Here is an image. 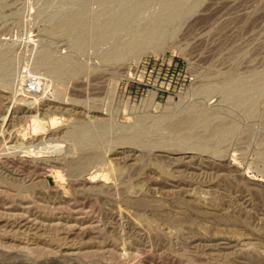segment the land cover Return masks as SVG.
<instances>
[{"label": "rangeland", "instance_id": "1", "mask_svg": "<svg viewBox=\"0 0 264 264\" xmlns=\"http://www.w3.org/2000/svg\"><path fill=\"white\" fill-rule=\"evenodd\" d=\"M0 52V264H264V0H0Z\"/></svg>", "mask_w": 264, "mask_h": 264}, {"label": "bare ground", "instance_id": "2", "mask_svg": "<svg viewBox=\"0 0 264 264\" xmlns=\"http://www.w3.org/2000/svg\"><path fill=\"white\" fill-rule=\"evenodd\" d=\"M90 1H91V0H90ZM130 1H131V0H130ZM45 2H46V1H45ZM48 2H49V1H48ZM187 2H188V1H187ZM89 4H90V3H89ZM194 5H195V4H194ZM27 6H28V5H27ZM79 9H80V8H79ZM104 9H105V8H104ZM70 10H71V9H70ZM93 10H94V9H93ZM22 11H23V10H22ZM44 12H45V11H44ZM117 12H118V11H117ZM121 12H122V11H121ZM24 13H25V12H24ZM98 14H99V13H98ZM121 14H122V13H121ZM27 15H28V14H27ZM125 16H126V15H125ZM26 17H27V16H26ZM89 17H91V16H89ZM89 17H88V18H89ZM23 18H24V17H23ZM29 19H30V18H29ZM80 20H81V19H80ZM27 21H28V20H27ZM115 21H116V20H115ZM25 22H26V21H25ZM28 23H29V22H28ZM130 23H131V22H130ZM65 25H66V24H65ZM68 25H69V24H68ZM89 25H90V24H89ZM110 25H111V24H110ZM113 26H114V25H113ZM70 28H71V27H70ZM108 28H109V26H108ZM105 30H106V29H105ZM123 30H124V29H123ZM107 35H108V34H107ZM109 35H110V34H109ZM123 35H125V34H123ZM110 36H111V35H110ZM160 37H161V36H160ZM88 40H89V39H88ZM100 40H101V39H100ZM86 46H87V45H86ZM135 49H136V48H135ZM86 51H87V50H86ZM45 52H46V51H45ZM92 52H93V51H92ZM92 52H91V53H92ZM97 52H98V51H97ZM0 53H2V52H0ZM137 53H138V52H137ZM2 54H3V53H2ZM3 56H4V55H3ZM113 56H114V55H113ZM0 57H1V56H0ZM39 57H40V58L44 57V54H43V56H39ZM45 57H46V56H45ZM106 57H107V56H106ZM114 58H115V56H114ZM59 61H60V60H59ZM15 62H16V61H15ZM47 62H48V61H47ZM53 63H54V62H53ZM53 63L50 64V68L53 70V73H56V71H58L59 69H60V70H61V69H67V68H66V65H67V64H66L65 62H63V61H61V62H57V63H59V64H55V63H56V62H55V63H54L55 65H54ZM47 64H48V63H47ZM32 65H33V64H32ZM53 65H54L55 67H54ZM56 65H57V66L60 65L61 67H59L58 70H57V69L55 70ZM68 65H69V64H68ZM70 65H71V64H70ZM42 66H43V65H42ZM20 67H21V66H20ZM45 67L47 68V66H45ZM75 68H76V67H75ZM70 69H71V68H70ZM86 69H87V68H86ZM41 70H44V71H45V68L43 67V69H41ZM60 70H59V71H60ZM10 71H11V70H10ZM15 71H16V70H15ZM65 71H69V72L71 71L70 74H72V72L74 73V70H65ZM49 73H50V72H49ZM51 73H52V72H51ZM42 75H43V74H42ZM61 75H62V74H61ZM8 77H9V76H8ZM14 77H15V76H14ZM35 77H36V76H35ZM5 78H6V77H5ZM13 79H14V78H13ZM15 79H16V78H15ZM50 80H51V79H50ZM46 81H47V80H46ZM50 82H51V81H50ZM227 82H228V81H227ZM51 83H52V82H51ZM17 84H18V83H17ZM68 89H69V88H68ZM71 89H72V88H71ZM208 90H209V89H208ZM263 90H264V88H263ZM260 92H261V90H260ZM258 93H259V92H258ZM72 94H73V93H72ZM259 94H260V93H259ZM204 95H205V94H204ZM245 95H246V94H245ZM235 97H236V96H235ZM60 98H61V96H60ZM254 98H255V97H254ZM53 99H54V98H53ZM235 99H236V98H235ZM60 100H61V99H60ZM237 108H238V107H237ZM209 113H210V112H209ZM46 117H47V116H46ZM34 118H35V117H34ZM54 118H55V117H54ZM35 119H36V118H35ZM52 119H53V118H52ZM52 119H51V120H52ZM28 120H29V119H28ZM37 122H38V121H37ZM48 122L54 123V120H52V121H48ZM48 122H47L46 125H49ZM187 122H188V121H187ZM31 123H33V122H31ZM38 123H39V122H38ZM40 123H41V122H40ZM40 123H39V125H40ZM45 123H46V122H45ZM41 124H42V123H41ZM101 124H103V123H101ZM34 125H35V124H34ZM52 125H53V124H52ZM32 126H33V125H32ZM49 126H51V125H49ZM40 127H41V126H40ZM219 127H220V126H219ZM34 128L37 129L38 127L35 125ZM34 128H33V129H34ZM42 128H43V127H42ZM88 128H89V127H88ZM107 128H108V127H107ZM91 129H92V128H91ZM95 129H96V128H95ZM98 129H99V128H98ZM133 129H134V128H133ZM43 130H44V129H43ZM43 130H42V131H43ZM108 130H109V129H108ZM131 130H132V129H131ZM86 132H87V131H86ZM144 132H145V131H144ZM83 134H84V133H83ZM91 134H92V133H91ZM84 135H85V136H86V135L90 136L89 133L84 134ZM93 135H95V134H94V131H93ZM96 135H97V134H96ZM118 136H119V135H118ZM91 137H93V136H91ZM94 137H95V136H94ZM94 137H93V138H94ZM82 138H83V137H82ZM95 138H96V137H95ZM97 138H98V137H97ZM134 138H135V137H134ZM92 140H93V139H92ZM94 140H95V139H94ZM96 140H97V139H96ZM99 140H100V139H99ZM45 141H46V140H45ZM45 141H43V142H45ZM84 142H85V141H84ZM121 142H122V141H121ZM61 143H62V142H61ZM64 143H65V142H64ZM66 144H67V143H66ZM106 144H107V143H106ZM60 145H61V144H60ZM93 146H94V145H93ZM58 147H59V146H58ZM136 147H137V146H136ZM151 147H152V146H151ZM155 147H156V146H155ZM158 147H161V146H158ZM29 148H30V147H29ZM31 148H32V147H31ZM63 148H64V146H63ZM34 149H35V148H34ZM36 149H37V147H36ZM70 149H71V148H70ZM72 149H73V148H72ZM35 151H36V150H35ZM61 151H62V150H61ZM31 152H32V151H31ZM35 154H36V153H35ZM60 154H61V153H60ZM62 156H64V155H62ZM97 156H98V155H97ZM93 161H94V160H93ZM92 179H93V178H92ZM101 180H102V179H101ZM21 188H22V187H21ZM142 201H143V200H142ZM137 202H138V201H137ZM140 202H141V201H140ZM143 203H144V202H143ZM147 203H148V202H147ZM139 204H140V203H139ZM141 204H142V202H141ZM151 204H152V203H151ZM185 206H186V205H185ZM141 207H143V206H141ZM16 219H17V218H16ZM29 241H30V240H29Z\"/></svg>", "mask_w": 264, "mask_h": 264}, {"label": "built area", "instance_id": "3", "mask_svg": "<svg viewBox=\"0 0 264 264\" xmlns=\"http://www.w3.org/2000/svg\"><path fill=\"white\" fill-rule=\"evenodd\" d=\"M38 86L36 84V81L34 79H30L27 81L26 85H25V92L29 93V94H34L37 93V89Z\"/></svg>", "mask_w": 264, "mask_h": 264}]
</instances>
